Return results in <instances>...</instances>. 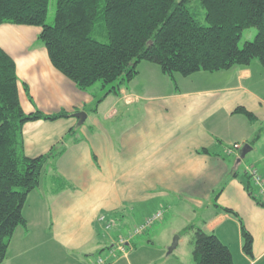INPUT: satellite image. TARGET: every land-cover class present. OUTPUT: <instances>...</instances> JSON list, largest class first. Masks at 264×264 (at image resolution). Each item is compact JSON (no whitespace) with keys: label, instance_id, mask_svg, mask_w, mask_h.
I'll use <instances>...</instances> for the list:
<instances>
[{"label":"crops","instance_id":"1","mask_svg":"<svg viewBox=\"0 0 264 264\" xmlns=\"http://www.w3.org/2000/svg\"><path fill=\"white\" fill-rule=\"evenodd\" d=\"M40 31L2 23L0 47L15 62L25 113L69 114L26 122L25 154L38 156L59 144L64 149L45 164L38 186L27 194L25 225L15 228L0 264H91L98 256L108 264H173L168 260H180L173 251L181 238L168 251L172 234L155 244L148 237L152 226L124 253L110 256L107 249L132 229L125 228L132 214L143 221L160 207L215 234L234 264H264V204L245 187L249 168L264 180L259 60L215 72L175 73L174 83L157 64L141 61L132 80L111 85L117 92L100 83L81 90L51 64ZM237 107L254 118L234 112ZM233 143L240 146L228 154ZM250 189L257 191L252 181ZM221 207L236 212L251 233L252 256L242 250L238 219ZM100 215L112 218L109 229ZM186 263L195 264L193 255Z\"/></svg>","mask_w":264,"mask_h":264},{"label":"trees","instance_id":"2","mask_svg":"<svg viewBox=\"0 0 264 264\" xmlns=\"http://www.w3.org/2000/svg\"><path fill=\"white\" fill-rule=\"evenodd\" d=\"M48 4L49 0H0V24L39 26L38 39L51 64L81 90L95 83L102 87L127 83L137 75L141 61L157 64L173 83L175 73L215 72L248 65L253 59L264 67V0H55L52 24L46 23ZM99 20L107 42L92 36ZM249 27H255V36L239 47L243 30ZM110 91L117 92L114 86ZM234 112L254 118L243 107ZM67 116L66 111L22 110L15 62L0 47V263L15 228L25 225L22 207L27 194L38 186L45 164L64 149L53 145L47 153L27 156L23 125ZM245 178L249 195L263 205L250 189L248 173ZM221 210L238 219L242 250L252 256L251 233L236 212ZM190 228L195 264H234L229 248L215 234Z\"/></svg>","mask_w":264,"mask_h":264},{"label":"rangeland","instance_id":"3","mask_svg":"<svg viewBox=\"0 0 264 264\" xmlns=\"http://www.w3.org/2000/svg\"><path fill=\"white\" fill-rule=\"evenodd\" d=\"M54 15H55V0H49L47 17H46L47 24L53 23ZM255 33H256L255 27H249L244 29L238 41V46L241 47L244 42L252 40L255 36ZM92 36L101 42L108 41L107 32L103 21L99 20L95 23L92 31ZM111 85L112 84H108V88L111 87ZM158 210H162L163 214L160 217V219H158L156 222H154L151 225L152 227L150 226L151 228L149 227L151 230L152 229L155 230V232H152L150 235L148 234V237L151 240H153L155 244H162L161 241L165 240V238H167V235L169 236V234L170 235L172 234L171 235L172 237L170 239L171 240L170 246L174 243V241H178V238H181L180 242L173 251L174 252L173 254L178 256L180 260L176 261V258L174 256H171L168 262L173 264H187L186 262L189 263V261H191L192 248H193V231L191 230L190 225H188L189 224L188 221L190 219H186V217L184 218V215L182 216L183 218L182 217L174 218V216H177L175 214L177 212L171 214V211L167 212V209L164 207H160ZM141 222L142 220L138 213L132 214L128 218V220L125 221V228L128 230L130 228L133 229L134 226L140 224ZM173 228H175L176 231H174V233H171ZM136 236L137 235H135L133 238H135ZM129 244L131 245L130 240H129ZM129 244L127 246H129Z\"/></svg>","mask_w":264,"mask_h":264},{"label":"built area","instance_id":"4","mask_svg":"<svg viewBox=\"0 0 264 264\" xmlns=\"http://www.w3.org/2000/svg\"><path fill=\"white\" fill-rule=\"evenodd\" d=\"M239 144L233 143L231 146L227 147L226 151L230 154L234 149L239 148ZM251 178L252 183L257 186V191L254 193L255 197L264 204V180L261 175L254 169L249 168L247 171ZM163 211L157 210L151 215L147 216L140 224L136 225L126 236L119 237L115 240L113 246L109 249V255H113L115 252L119 251L124 253L127 250V245L129 240L131 241L135 235H139L145 232L154 222H156L162 216ZM98 220L102 222L104 229H109L111 223L106 219L105 215H100ZM107 258L98 256L91 264H107Z\"/></svg>","mask_w":264,"mask_h":264},{"label":"water","instance_id":"5","mask_svg":"<svg viewBox=\"0 0 264 264\" xmlns=\"http://www.w3.org/2000/svg\"><path fill=\"white\" fill-rule=\"evenodd\" d=\"M176 242L177 241H174V243L168 248V251H171L176 246Z\"/></svg>","mask_w":264,"mask_h":264}]
</instances>
